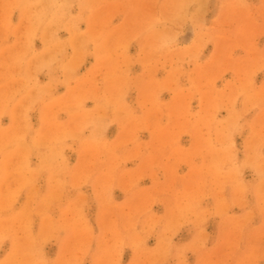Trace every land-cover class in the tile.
Wrapping results in <instances>:
<instances>
[{
  "label": "rangeland",
  "instance_id": "374dc122",
  "mask_svg": "<svg viewBox=\"0 0 264 264\" xmlns=\"http://www.w3.org/2000/svg\"><path fill=\"white\" fill-rule=\"evenodd\" d=\"M0 264H264V0H0Z\"/></svg>",
  "mask_w": 264,
  "mask_h": 264
}]
</instances>
